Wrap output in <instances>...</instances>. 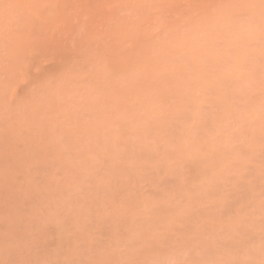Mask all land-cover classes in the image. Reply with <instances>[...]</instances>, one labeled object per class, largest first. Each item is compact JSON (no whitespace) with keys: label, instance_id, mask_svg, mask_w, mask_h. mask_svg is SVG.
<instances>
[{"label":"rangeland","instance_id":"obj_1","mask_svg":"<svg viewBox=\"0 0 264 264\" xmlns=\"http://www.w3.org/2000/svg\"><path fill=\"white\" fill-rule=\"evenodd\" d=\"M260 0H0V264H264ZM247 85V86H246Z\"/></svg>","mask_w":264,"mask_h":264},{"label":"clouds","instance_id":"obj_2","mask_svg":"<svg viewBox=\"0 0 264 264\" xmlns=\"http://www.w3.org/2000/svg\"><path fill=\"white\" fill-rule=\"evenodd\" d=\"M240 36L247 38L250 43H257L258 48L252 49L257 53L251 58L249 50L242 46H230L231 50H224L214 56L207 69L196 81L194 94L188 98L187 103L201 108L207 97L204 95L211 87L218 94V98L227 99L234 91L238 90L237 82L245 76L249 78V84H255L252 73L247 72L245 65L249 62L253 65V71L259 69L258 91L259 116L261 125L264 126V0H260L259 27L249 24L247 29L240 32ZM247 86V85H246Z\"/></svg>","mask_w":264,"mask_h":264}]
</instances>
